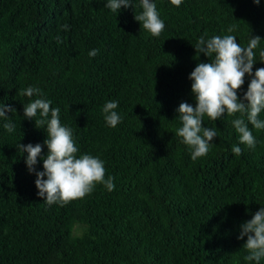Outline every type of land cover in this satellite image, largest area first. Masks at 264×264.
I'll return each mask as SVG.
<instances>
[{
	"label": "trees",
	"instance_id": "obj_1",
	"mask_svg": "<svg viewBox=\"0 0 264 264\" xmlns=\"http://www.w3.org/2000/svg\"><path fill=\"white\" fill-rule=\"evenodd\" d=\"M152 2L165 24L159 37L134 19L141 0L115 13L106 0H0V105L16 110L8 113L13 132L0 119V264H256L238 236L264 207V130L248 125L253 150L239 143V114L204 117L217 137L195 161L176 132L180 104L196 106L191 73L213 59L196 53L201 36L233 35L242 47L259 36L253 75L264 68V0ZM28 87L43 96L22 95ZM37 98L60 109L77 157H99L114 190L97 184L64 206L39 197L18 148L40 144L48 154L47 126L24 118ZM108 101H118L115 128L105 121ZM35 167L43 171V159Z\"/></svg>",
	"mask_w": 264,
	"mask_h": 264
},
{
	"label": "clouds",
	"instance_id": "obj_2",
	"mask_svg": "<svg viewBox=\"0 0 264 264\" xmlns=\"http://www.w3.org/2000/svg\"><path fill=\"white\" fill-rule=\"evenodd\" d=\"M171 4L179 7L183 0H170ZM260 0H254L259 4ZM142 13L135 15L134 19L142 25L143 29L153 37H159L165 24L160 19L157 6L152 0H141ZM112 12H119L122 8L132 7V0H106L105 6ZM67 29V25L64 26ZM234 28L229 27L228 32ZM59 37L57 40L59 41ZM261 41L259 36H251L247 47L237 43L233 35L213 36L205 39L201 36L195 47L196 53L207 58L213 57L211 62L198 63L189 79L192 81L191 90L195 97L196 106L182 102L178 108V118L182 122L176 135L182 138V143L191 149V159L206 156L217 137V129L202 127L204 117L210 121H218L225 114L233 117L232 125L239 135V143L249 149H255L256 138L249 129V124L255 130H264V120L259 115L264 111V68H258L253 75L255 52ZM98 49L89 52L90 57L98 54ZM264 58V50L260 51ZM251 77L247 92L243 100L238 91L244 84L245 75ZM22 95L27 97L39 96L40 89L28 87ZM51 101L37 98L24 106V118L35 121L36 127L46 125L47 139L44 141L48 149L46 157H41L42 145L19 144L18 148L27 153L26 165L30 174L36 175L35 186L38 195L48 205L59 204L64 206L72 201L81 200L91 194L97 184H102L109 192L114 190L113 178L105 179L104 162L99 157L83 154L77 157L79 148L73 139L72 130L62 126L60 122V109L52 108ZM118 101H108L104 107L105 121L108 126L115 128L121 123L120 115L115 111ZM16 110L8 105H0V119L8 122L3 127L8 132L15 130L8 113ZM39 114L38 119H34ZM50 117V118H49ZM246 118V119H245ZM247 121V122H246ZM232 151L240 155L242 149L233 146ZM38 158L43 159V171H36ZM46 177V179H45ZM247 237L244 245L249 252L245 257L248 261L259 264L264 258V207L254 214L250 221L241 225L238 239Z\"/></svg>",
	"mask_w": 264,
	"mask_h": 264
}]
</instances>
